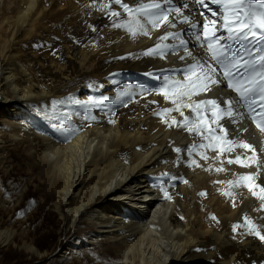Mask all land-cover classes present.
<instances>
[{
    "label": "bare ground",
    "instance_id": "bare-ground-1",
    "mask_svg": "<svg viewBox=\"0 0 264 264\" xmlns=\"http://www.w3.org/2000/svg\"><path fill=\"white\" fill-rule=\"evenodd\" d=\"M148 2L152 0H121V5L135 8ZM185 2L192 9H183L190 23L203 24L201 11L214 19L208 8L217 5L209 0L207 8L173 0L178 6ZM121 5L114 0H0V171L10 176L12 151L19 155L16 166L24 184L14 204L0 189V216H6V221L0 217V249L18 248L27 254V264H259L264 240L255 231L264 235V209L247 187L227 184L256 173V165L228 164V158L245 151L239 148L223 153L221 160L214 159L217 153L211 149L206 150L208 160L200 158L198 149L189 157L183 150L199 144L200 137L169 126L173 117L183 121L176 111L162 113L174 107L171 100L155 91H139L141 85L156 89L160 82L155 75L179 76L173 70L191 62L179 59L183 51L164 57L144 54L158 42L178 43L159 37L166 31L187 32L190 23L176 29L149 25L148 36L133 37L126 27L113 26L131 19ZM184 38L195 55L204 51L193 49L192 38ZM126 85L133 86L134 97L116 103ZM235 95L225 82L192 99ZM89 109L97 120L83 119ZM183 111L191 115L189 109ZM65 117L79 130L64 133L53 127ZM221 123L230 133L235 127L227 118ZM244 126L249 131L242 138L257 147L258 162L264 163L259 147L264 133L255 121L246 119ZM175 147L182 152L176 154ZM190 159L199 166H187ZM221 166L225 171L217 172ZM172 175L175 181L169 180ZM161 184L171 199L160 191ZM255 184L264 186V167ZM30 186L50 200L57 215L59 239L51 249H39L27 229L20 231L23 217L12 221ZM226 191L233 195H224ZM245 217L257 226L255 231L247 230ZM77 234L82 238L78 243ZM82 248L85 262L78 260ZM55 255L59 258L53 259Z\"/></svg>",
    "mask_w": 264,
    "mask_h": 264
},
{
    "label": "snow or ice",
    "instance_id": "snow-or-ice-1",
    "mask_svg": "<svg viewBox=\"0 0 264 264\" xmlns=\"http://www.w3.org/2000/svg\"><path fill=\"white\" fill-rule=\"evenodd\" d=\"M114 2L121 5V0H114ZM191 2L202 8L208 7L205 0H191ZM209 3L217 5L215 10L208 8L214 19H208L201 11L200 15L204 17L202 25L195 20L190 23V17L183 14V9L192 12L187 2L178 6L173 3V0H152V2L140 3L135 8L130 7L128 3H123L121 6L131 19L119 24L114 22L113 26L126 27L135 37L138 34L148 36L149 25L152 29H159L163 25L176 29L177 24L190 23V29L187 32L183 30L166 31L165 35L159 37L160 41L171 39L178 43L162 45L158 42L155 47L149 48L144 54L164 57L169 51L173 53L183 51L185 55L180 56L179 59L190 58L191 62L186 63L183 68L173 70L179 73V76L148 74L155 75L160 86L153 90L141 85L138 86L139 91L141 94L155 91L171 100L174 107L164 108L162 113L170 114L176 111L183 117V121H177L173 117L172 124L169 126L174 124L200 137L199 144H193L192 149L183 150L189 157L193 155L195 149L199 150L198 154L203 160L209 159L207 149L217 153L215 160H221V155L225 152L232 153L237 148L245 150L237 154L235 159L228 158L227 163H235L242 167H251L255 164L257 172L241 175L234 181H228L227 184L230 187H247L252 196L261 202V208L264 209V186L255 184V176L259 174L260 168L264 167V163L258 162L257 147L242 138V134L249 131L244 126L246 119L255 121L256 127L264 133V0H209ZM110 15L119 16V13L111 12ZM218 20L220 21L219 28L217 27ZM185 36L192 38L193 49L202 48L204 51L195 55L194 51L189 49L190 41L185 39ZM35 46L43 47L44 45ZM225 82L226 87L232 90L235 96L193 101L194 96L207 94L213 91L214 87H219ZM132 89V85H126L123 91L118 92L116 103H126L123 97L129 99L134 97L135 91ZM183 109H189L191 115L185 116ZM209 113L211 119L208 118ZM102 115L107 116L108 113L105 112ZM225 118L227 122L235 126L231 133L221 123ZM83 119L85 121L97 120L98 116L93 115L89 109L87 114L83 115ZM165 123L168 122L165 121ZM53 127L64 133H74L79 130L71 123L70 117H65L63 122L54 124ZM259 147L260 154L264 155V144H260ZM174 152L180 154L181 147H175ZM248 152H251L250 156L247 155ZM241 155H244L245 159H241ZM180 159L177 155V163ZM186 163L189 167L199 166L196 159H190ZM211 167L209 165V169ZM215 170L225 171L222 166ZM176 179L175 175L169 177L170 181ZM219 183L225 182L220 181ZM159 188L165 197L171 199L163 184ZM223 194L233 195L231 191L223 192ZM200 195H205V193L201 192ZM213 219L216 218L213 217ZM245 221L247 230L255 231L257 226L252 220L245 217ZM239 227V224L235 225L234 230ZM255 235L264 240V235H261L259 231H255ZM252 264H257V262L252 261ZM259 264H264V261H260Z\"/></svg>",
    "mask_w": 264,
    "mask_h": 264
},
{
    "label": "rangeland",
    "instance_id": "rangeland-1",
    "mask_svg": "<svg viewBox=\"0 0 264 264\" xmlns=\"http://www.w3.org/2000/svg\"><path fill=\"white\" fill-rule=\"evenodd\" d=\"M58 137L59 135L55 133V138L58 139ZM9 154L12 157L13 161H15L14 168L11 171L9 177L4 176V174H2L3 172L0 171V189L3 191V194L5 193L4 197H6L11 202L13 200V204H14L15 199L18 198L20 192L23 191L22 186H24V184L20 182V177H19L20 172L18 170V167L16 166L18 163L19 155H14L12 151H9ZM42 194L43 193L40 192L39 189L30 186L25 197L21 201V204L15 207V211L11 214L12 221L14 222L16 221L20 222V220L22 219L20 217H23L21 222L24 221L22 223L24 225L21 228L22 230H20V228L19 230L23 231V229L24 230L27 229L26 233L28 234L29 240L30 239L34 240V242H36L35 243L36 247H38L41 250L45 248L51 249L59 239L58 233L56 231L58 225L55 224V218L57 217V215L54 212L52 206L49 205L50 200L49 201L46 200V198L43 197ZM13 197L14 199H12ZM19 213L21 216L19 215ZM0 217L1 220L6 221V216L1 215ZM80 236H81L80 234L76 235L77 243L82 240ZM78 245L80 246V244H77L75 246L77 247ZM79 251H78L79 256L81 258L79 257L78 260L84 259L83 262H85V248L84 249L82 248ZM57 254L60 255L61 253H57ZM58 255L53 256V259H58L59 258ZM26 259H27V254L21 253V251L16 247L9 246V248L0 249V264H27ZM47 261L48 260H43L41 262L33 261L30 264H49L47 263Z\"/></svg>",
    "mask_w": 264,
    "mask_h": 264
}]
</instances>
